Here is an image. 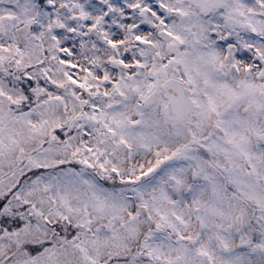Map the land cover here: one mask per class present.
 I'll return each mask as SVG.
<instances>
[{"label":"snow or ice","instance_id":"snow-or-ice-1","mask_svg":"<svg viewBox=\"0 0 264 264\" xmlns=\"http://www.w3.org/2000/svg\"><path fill=\"white\" fill-rule=\"evenodd\" d=\"M0 264H264V0H0Z\"/></svg>","mask_w":264,"mask_h":264}]
</instances>
